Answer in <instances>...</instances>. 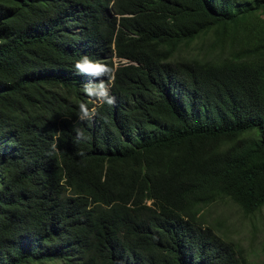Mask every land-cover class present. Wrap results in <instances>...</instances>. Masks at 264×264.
Segmentation results:
<instances>
[{
  "label": "trees",
  "instance_id": "16d2710c",
  "mask_svg": "<svg viewBox=\"0 0 264 264\" xmlns=\"http://www.w3.org/2000/svg\"><path fill=\"white\" fill-rule=\"evenodd\" d=\"M263 15L264 0H0V264H249L204 211L264 209ZM85 55L102 75L76 70Z\"/></svg>",
  "mask_w": 264,
  "mask_h": 264
},
{
  "label": "rangeland",
  "instance_id": "374dc122",
  "mask_svg": "<svg viewBox=\"0 0 264 264\" xmlns=\"http://www.w3.org/2000/svg\"><path fill=\"white\" fill-rule=\"evenodd\" d=\"M202 48L201 44L193 45L191 48H183L182 54L206 56L207 51ZM204 212L207 221L216 228L218 234L242 247L249 264H264V209L247 216L235 204L221 202Z\"/></svg>",
  "mask_w": 264,
  "mask_h": 264
},
{
  "label": "clouds",
  "instance_id": "9594fccd",
  "mask_svg": "<svg viewBox=\"0 0 264 264\" xmlns=\"http://www.w3.org/2000/svg\"><path fill=\"white\" fill-rule=\"evenodd\" d=\"M104 66L101 64L100 61L93 60L89 56H82L80 59L76 61L75 68L79 73L82 74H89L93 76H99L102 75L98 69L103 68ZM84 90L92 96H96L102 103H107L109 105H112L115 103V97L111 95L110 86H103L99 91H97L93 86L91 85H85ZM81 119H91L94 113L88 112L86 108L81 106ZM79 135H83L82 132L79 133Z\"/></svg>",
  "mask_w": 264,
  "mask_h": 264
}]
</instances>
